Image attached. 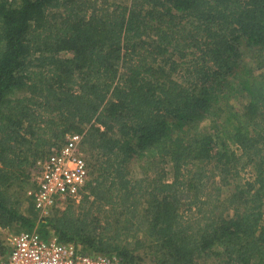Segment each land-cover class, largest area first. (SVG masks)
<instances>
[{"label": "trees", "instance_id": "obj_1", "mask_svg": "<svg viewBox=\"0 0 264 264\" xmlns=\"http://www.w3.org/2000/svg\"><path fill=\"white\" fill-rule=\"evenodd\" d=\"M232 75L248 104L224 118ZM71 132L92 180L40 218L14 185ZM15 226L128 264H264V0H0V229Z\"/></svg>", "mask_w": 264, "mask_h": 264}, {"label": "built area", "instance_id": "obj_2", "mask_svg": "<svg viewBox=\"0 0 264 264\" xmlns=\"http://www.w3.org/2000/svg\"><path fill=\"white\" fill-rule=\"evenodd\" d=\"M84 139L85 133H68L52 154L36 163L28 196L40 218L65 210L70 200L82 199L92 180ZM4 245L7 252L0 256V264H128L116 255L84 253L80 244L62 243L53 231L46 238L36 229L10 232Z\"/></svg>", "mask_w": 264, "mask_h": 264}, {"label": "rangeland", "instance_id": "obj_3", "mask_svg": "<svg viewBox=\"0 0 264 264\" xmlns=\"http://www.w3.org/2000/svg\"><path fill=\"white\" fill-rule=\"evenodd\" d=\"M109 4H118V5H124V6H129L131 4V0H107ZM53 14H55V12H51V16H53ZM241 47H242V58H241V65L245 66H249L255 69L256 67V58L254 57V53L253 50L251 48H249L246 44L245 41H242L241 43ZM241 66V67H243ZM257 73H260L258 71H256ZM239 84V79L238 77L232 75L230 77H228L223 85L219 86L218 88L221 89H217V93L219 95L220 101L218 103L217 108L221 109L223 112V116L224 118H228V114L229 113H242L245 109V107L248 104V98L246 97V95H244L241 91L239 90H235L232 91L231 88H239L238 87ZM210 95V94H209ZM17 96V95H15ZM216 107V105H214ZM213 126L209 123H203L200 124L198 126V130L197 133H194L193 131V126L191 125H186L183 127H178L175 129V134H181V135H189V136H193V135H197V136H204V135H208V134H212L213 133ZM87 148V147H86ZM89 153V152H88ZM147 158V157H146ZM149 160V159H147ZM35 168V167H34ZM34 168H32L30 170V178L24 181H18L15 183L14 185V193L21 197L22 200L26 201L28 200V192L30 190V182L29 180L32 179V174L34 171ZM162 168L165 169V172L167 174V180L168 181H172L173 179V175H172V165L167 161L166 163H164L162 165ZM131 170L134 176H139V169L137 167V165H133L131 166ZM245 176V175H244ZM216 179V180H215ZM215 181H218V178H215ZM233 189L232 186H226L225 188H223V198L226 197L229 192H231ZM25 205H27V203H25ZM20 228L15 226L13 228L12 231L14 232H18ZM11 231L9 230H5V229H0V256H5L4 253H2L5 250V239L8 236V234ZM13 233V232H11ZM3 250V251H2ZM140 260L139 263H144V264H153V255L150 251H147L145 253H142L141 255H139ZM208 264H215L213 263V261H208Z\"/></svg>", "mask_w": 264, "mask_h": 264}]
</instances>
